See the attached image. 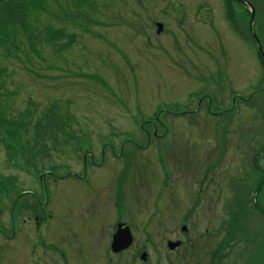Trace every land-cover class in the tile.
<instances>
[{
  "label": "rangeland",
  "instance_id": "1",
  "mask_svg": "<svg viewBox=\"0 0 264 264\" xmlns=\"http://www.w3.org/2000/svg\"><path fill=\"white\" fill-rule=\"evenodd\" d=\"M71 1L48 0L39 19L40 28L74 34L71 47L17 59L0 49L6 116L33 114L22 139L25 171L0 146V187L29 193L0 196V264H264V219L248 206L253 198L264 206V190L256 192L264 179L250 166L264 145V68L246 8L232 0ZM245 1L264 45V0ZM152 20L164 25L159 36ZM230 92L254 96L231 108ZM53 102L66 123L46 155H32L33 125ZM259 161L264 168V154ZM120 223L133 243L114 255ZM170 241L181 242L175 252Z\"/></svg>",
  "mask_w": 264,
  "mask_h": 264
},
{
  "label": "trees",
  "instance_id": "2",
  "mask_svg": "<svg viewBox=\"0 0 264 264\" xmlns=\"http://www.w3.org/2000/svg\"><path fill=\"white\" fill-rule=\"evenodd\" d=\"M57 2L68 0H56ZM36 2H40L37 5ZM48 0H0V49H3L7 54L4 58L17 59L16 54L22 53L23 56L30 54L32 56L38 57L39 49H47L53 55L60 54L63 50L71 47L75 42L76 36L74 34H68L65 30L54 29L51 25H48L46 29L44 27L40 28V16L48 12ZM71 3L75 8H81L84 6L92 5L90 0H72ZM81 12H77L76 17H80ZM73 17H75L73 15ZM35 27V29H34ZM63 43V44H61ZM10 55V56H9ZM6 75L5 70H0V146L5 150L6 156L8 158V163H11L14 169H23L21 166L24 163V169L29 165L30 161L27 157L24 158L25 153L22 148L23 137L27 134L28 122L33 118L32 113L27 117L23 114L22 117H11L6 116V111L8 108L7 94L3 92V98L1 97V90H5ZM6 91V90H5ZM14 94L13 92H11ZM57 102L50 104L45 111H42L39 117L36 118L33 125L34 135L31 137V142L29 145V153L32 155H46L48 153L47 143L54 140L56 131H59V124L66 123L63 119L68 117L67 111L61 109ZM172 109H181L183 106H172ZM21 118V119H20ZM26 120H24V119ZM27 143V142H26ZM18 146V147H17ZM28 153V154H29ZM257 153H264V145H262ZM18 162H15L14 159ZM252 161V159H251ZM18 163V164H17ZM251 170L256 174L262 175L264 179V173H261L256 166L251 162ZM33 167L35 165L33 164ZM23 169V170H24ZM22 170V171H23ZM25 171V170H24ZM52 172L53 170L49 169ZM264 171V170H263ZM54 172V171H53ZM37 173V172H36ZM35 173V174H36ZM39 173V172H38ZM34 174V175H35ZM7 181L8 178L6 177ZM5 181L1 182L3 185L0 187V196H8V194H15L20 196L23 190L19 189L17 186H9V184H3ZM264 190V184L258 185L256 192L257 194ZM241 202L236 204L240 205ZM231 205H229L227 215L231 211ZM237 206V205H236ZM248 206L253 210L261 219L262 217L257 213L256 209L264 213V206L259 208L257 203V208H255L251 201L248 202ZM239 214L235 213L233 216V222L240 227ZM234 224V225H235ZM227 237L224 238V240ZM229 243V242H228ZM227 243V244H228ZM226 244V245H227Z\"/></svg>",
  "mask_w": 264,
  "mask_h": 264
},
{
  "label": "water",
  "instance_id": "3",
  "mask_svg": "<svg viewBox=\"0 0 264 264\" xmlns=\"http://www.w3.org/2000/svg\"><path fill=\"white\" fill-rule=\"evenodd\" d=\"M247 7L251 13V21H250V25H249V30L252 33L251 24H252L254 12H253V9L249 5H247ZM159 30H160V28H159ZM252 37L255 38V36L253 34H252ZM258 49H259V52L263 56V59H264V54H263V52L259 46H258ZM120 228H121V226L119 227V229ZM130 243H131V237H130L128 229L127 228H125L123 230L120 229V230H118L116 235H114L113 244L111 246V249L113 252H117V251H120L122 249H125ZM177 245H178V243L169 244L168 247L172 249V248L176 247Z\"/></svg>",
  "mask_w": 264,
  "mask_h": 264
},
{
  "label": "flooded vegetation",
  "instance_id": "4",
  "mask_svg": "<svg viewBox=\"0 0 264 264\" xmlns=\"http://www.w3.org/2000/svg\"><path fill=\"white\" fill-rule=\"evenodd\" d=\"M65 260V259H64ZM40 262V261H39ZM70 262V261H69ZM73 262V261H72ZM57 263V262H56ZM60 264H65V263H63V262H61Z\"/></svg>",
  "mask_w": 264,
  "mask_h": 264
}]
</instances>
